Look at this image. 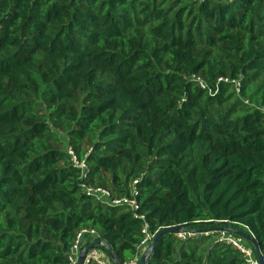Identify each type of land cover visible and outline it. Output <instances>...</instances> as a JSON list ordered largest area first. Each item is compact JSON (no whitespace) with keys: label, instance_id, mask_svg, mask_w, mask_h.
<instances>
[{"label":"trees","instance_id":"16d2710c","mask_svg":"<svg viewBox=\"0 0 264 264\" xmlns=\"http://www.w3.org/2000/svg\"><path fill=\"white\" fill-rule=\"evenodd\" d=\"M146 224L264 255V0H0V264H72L82 230L138 264ZM145 264L248 263L176 233Z\"/></svg>","mask_w":264,"mask_h":264},{"label":"built area","instance_id":"2783aa9c","mask_svg":"<svg viewBox=\"0 0 264 264\" xmlns=\"http://www.w3.org/2000/svg\"><path fill=\"white\" fill-rule=\"evenodd\" d=\"M196 1L203 3L207 0H196ZM212 1H215V2H219V1L231 2L233 0H212ZM219 80L220 81H229L228 79H223V78H220ZM237 84L239 85V82ZM68 151L71 155H73V152L70 148L68 149ZM73 161L75 163V166H77L79 168L84 169L86 167L85 162H81V163L78 162V160L75 156H73ZM83 175L86 176L85 174H83ZM137 183H138L137 180L134 181V188H133V195L134 196L138 195L137 188H136ZM83 188L88 195L98 196L100 199L105 200L107 203H109V205H112V206H126L127 208H129L130 210H132L135 213L136 217H139L141 219L145 218L143 215H139L137 213L140 206H139V203L137 202V200L135 199V197L134 198L123 197V198L113 199V198H111V193L106 189L94 188V187L86 185V184H83ZM143 233L145 234V237H146L143 243L148 244L150 239L152 238V236L149 233V229H148L147 224L145 225V227L143 229ZM95 234L96 233L93 230H82L78 234L76 244L73 248L72 256L70 257L72 264L78 263L79 254L82 250L81 244H82V241L85 238V236H93V235L95 236ZM197 234H204L207 236L208 235H215L216 236V242L225 243V244L231 246L232 248H234L235 250H237L238 252H240L248 264H260L258 259H257V256H256V253H255L253 246L249 242H247L244 238H242V237L238 236L236 233H234L232 230L222 229L219 231H207V232H203V233L184 231V232L177 233L178 237L180 239H183V240H186L190 237H194ZM91 261H96L99 264H109L104 259V255L100 251H98L97 249L91 250L88 254L87 264L90 263Z\"/></svg>","mask_w":264,"mask_h":264},{"label":"water","instance_id":"95a60500","mask_svg":"<svg viewBox=\"0 0 264 264\" xmlns=\"http://www.w3.org/2000/svg\"><path fill=\"white\" fill-rule=\"evenodd\" d=\"M184 230H185V228L182 225L162 228L160 231L157 232L153 241L149 245L147 252L142 257V259L140 260V262L138 264H145L146 263L147 259L151 256L152 252L154 251V248H155L157 242L159 241V239L163 235H165V234H176V233L184 232ZM232 231L234 233H236L238 236L244 238L246 241H248L253 246L259 263L264 264V255L261 251V248H260L259 243L256 240V238L251 233H247V232H244L241 230H232ZM100 246L105 247L107 249L108 254H109V256H110V258L114 264H122L118 260L113 249L111 248V246L102 240H96V241H94L88 245H85L79 254V259H78L77 264H87V256H88L89 252L93 249H96L97 247H100Z\"/></svg>","mask_w":264,"mask_h":264},{"label":"rangeland","instance_id":"374dc122","mask_svg":"<svg viewBox=\"0 0 264 264\" xmlns=\"http://www.w3.org/2000/svg\"><path fill=\"white\" fill-rule=\"evenodd\" d=\"M147 248H149V244L146 243V244H144L143 249H144V250H147Z\"/></svg>","mask_w":264,"mask_h":264}]
</instances>
